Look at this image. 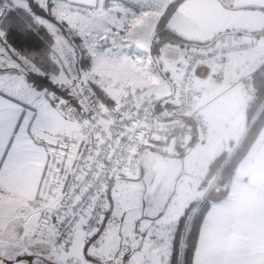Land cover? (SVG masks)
<instances>
[{"label": "rangeland", "instance_id": "374dc122", "mask_svg": "<svg viewBox=\"0 0 264 264\" xmlns=\"http://www.w3.org/2000/svg\"><path fill=\"white\" fill-rule=\"evenodd\" d=\"M113 1L121 10L117 13L120 19L112 21L102 33L103 36H107V39H104L102 35H90L82 22L78 23L73 19L75 32H66L67 40L63 37L59 38L53 45L55 54L49 50V46L52 45L50 39L46 41V48L40 52H23L26 56H34L49 75L56 77L54 81L47 77L43 78L42 80L48 81L47 85L40 84V79L36 78L37 87L48 91L45 110L34 120L32 129V135L44 143L50 155L44 183L46 185L51 183L52 189L42 205L48 204L49 200L51 201L61 192L66 172L78 144L79 129L75 122L79 114L78 107L68 91L63 88L64 83L70 78L74 79L83 88L88 89L93 100L103 103L97 98V94L103 93L101 88L114 86L116 89L118 87L122 89L125 83L130 81L128 69L111 70L98 65L103 59L113 58L115 53L137 54L142 58L145 53H150L149 63L143 62L144 64L140 66L129 67L130 71L135 70L140 74L146 73V70L148 72L154 70L158 75L157 62L160 63L162 70L164 65L176 66L178 69V65L186 64L184 61L186 47L171 42H158V35L156 37L154 35L156 23L158 24L161 17L167 13L173 0ZM125 11L127 15L124 18L121 13ZM134 19L140 20V23L133 25ZM37 29V26H33V30ZM74 36L81 38L74 39ZM257 52L258 48L255 49V53L245 56L252 54L253 57ZM92 53H96L97 56L92 58L90 56ZM155 55L156 63L153 58ZM214 76L220 79L215 68ZM178 79L179 75L176 81ZM138 81L139 79L134 82ZM149 82L153 84L152 81L140 78L138 83L148 84ZM167 84L159 86L157 93L160 94L159 90H165L169 94ZM196 84L198 88V83ZM245 90L246 92L243 93H246L247 98L244 101L236 100V106L230 111L226 110V115L219 118L214 125L206 119L208 121L207 136L196 139L194 142L197 143L191 145L188 153L187 150L174 149L169 142L146 143L140 148L137 157L139 175L123 176L111 182L104 219L96 233L98 238L96 234L90 239H83L81 235L77 237L75 248L70 250L73 264H86V262L87 264H159L160 242L162 239L166 242L171 241L175 225L182 217L186 218L181 241V245L184 244L191 221L201 204L204 201L210 203V200L222 191L221 189L216 191L214 188L221 169L209 181L204 178L208 165L222 154L227 162V158L234 155L240 141L255 120L248 124L245 111L252 95L248 87ZM105 97L108 98L106 95ZM112 99L109 101L113 105L121 99V96L118 99ZM175 101L173 95L165 98L159 108L165 104L172 105ZM200 104L201 101L199 106ZM222 104L226 106L230 104V101L226 99ZM201 112L204 115L202 107ZM20 208L32 213L33 209L40 207L22 203L0 192V215ZM93 240L95 243L87 249L86 245Z\"/></svg>", "mask_w": 264, "mask_h": 264}, {"label": "crops", "instance_id": "0c3cea01", "mask_svg": "<svg viewBox=\"0 0 264 264\" xmlns=\"http://www.w3.org/2000/svg\"><path fill=\"white\" fill-rule=\"evenodd\" d=\"M94 3H97V0H80V12L74 15L73 19L78 23L82 22L90 35L100 36L112 21L106 22L102 17L90 15ZM99 3L103 4L104 0H99ZM116 5L115 1H111L107 9ZM99 11L97 7L96 12ZM121 16L125 18V15ZM102 20L104 22H101ZM166 29L191 43H207L219 36L215 42L204 47L208 51L215 45H237L244 40L253 42L258 48L253 57L255 51L249 56L231 57L227 63L226 75L220 79L213 77L212 62L198 67L196 77L198 88L202 91L203 114L209 123L214 125L224 116L226 110L230 111L236 106V100L244 101L247 98L246 93H243L246 92L245 88L248 87L251 94V74L264 63V0H182L168 16ZM94 54L96 57L97 54ZM141 58L137 54L120 52L115 53L111 59H103L98 65L111 70L128 69L130 81L125 83L126 85H152L150 82L138 83L140 78L152 81L153 84L163 82L160 86L168 83L169 92L174 90L173 98L176 100V79L181 65H178V69L176 66L164 65L165 70H162L155 55L153 58L155 63L157 62L158 75L147 70L144 74L130 71L129 67L132 65L149 63L150 53H145L142 58L144 61ZM161 78L163 80H160ZM138 79V82H134ZM101 89L110 99L120 98L123 90L114 86H104ZM0 91L16 97L17 100L29 102L25 96L17 95L10 80L0 79ZM159 93L167 94L165 90H159ZM226 99L230 104L225 106L222 103ZM20 113L21 104L0 95V127L4 129V135L0 137V158L4 160H7L5 145H8L9 138L13 137ZM34 120L29 112L19 130L15 132L12 148L23 147L24 151L19 164L11 172L0 166V171L6 173L0 182V192L22 203L41 208L52 189L51 183H44L50 155L44 143L32 135ZM194 141L192 145L197 143ZM58 196L59 194L47 201L48 204L54 206ZM17 227L20 225L17 224ZM198 237L201 264H209L212 260L228 261L230 264H264V128L237 166L226 196L218 199L216 195L210 200L200 223L197 240Z\"/></svg>", "mask_w": 264, "mask_h": 264}, {"label": "built area", "instance_id": "2783aa9c", "mask_svg": "<svg viewBox=\"0 0 264 264\" xmlns=\"http://www.w3.org/2000/svg\"><path fill=\"white\" fill-rule=\"evenodd\" d=\"M255 49L247 40L237 45H215L209 51L186 47V64L176 81V101L162 105L158 112L157 89L163 82L125 85L121 99L111 106L93 100L88 89L72 78L64 83L63 88L78 107L75 122L79 141L54 206L83 210L87 222L80 229L81 238L90 239L99 230L111 182L117 177L139 175L137 157L144 144L169 142L176 150H186L195 139L207 136L208 121L201 112L203 105L199 106L202 92L196 84L198 67L212 62L217 75L224 77L231 57L245 56ZM90 56L95 58L94 53Z\"/></svg>", "mask_w": 264, "mask_h": 264}, {"label": "snow or ice", "instance_id": "6c2138e0", "mask_svg": "<svg viewBox=\"0 0 264 264\" xmlns=\"http://www.w3.org/2000/svg\"><path fill=\"white\" fill-rule=\"evenodd\" d=\"M80 0H0V79L10 80L17 95H23L29 102L17 100L14 96L0 91L6 99L21 104L20 117L13 137L5 145L7 160L0 158V166L11 172L20 162L23 147L12 148L15 132L28 113L36 119L45 110L48 91L33 83V78L47 77L54 81L55 75H49L34 56H26L10 42L13 34L21 40L39 46L40 36L33 31L37 26L39 31L47 34L52 41L49 50L55 54L53 45L59 38L67 40L66 32H75L73 16L79 14ZM99 7L100 11L96 12ZM90 15L102 17L106 22L120 19L119 8L106 9L102 3H94ZM121 15H127L126 11ZM133 25L140 23L134 19ZM74 36V39H80ZM71 43V41H69ZM27 110V111H25ZM31 127V120L28 121ZM4 129L0 127V137ZM6 173L0 171V182ZM38 213V214H37ZM83 210L77 212L67 206H50L45 204L39 209L28 213L25 209L10 210L0 215V264H73L70 248L74 249L80 229L86 224ZM17 224L20 227H17ZM180 222L177 231L172 234L171 241L163 239L160 242L159 264H201L199 259V237L197 246L190 250L187 243L181 245L183 252L177 245L180 238ZM191 231L189 230V238ZM98 238V234H96ZM92 243L86 245L87 249ZM87 264V262H86ZM209 264H230L228 261L212 260Z\"/></svg>", "mask_w": 264, "mask_h": 264}, {"label": "trees", "instance_id": "16d2710c", "mask_svg": "<svg viewBox=\"0 0 264 264\" xmlns=\"http://www.w3.org/2000/svg\"><path fill=\"white\" fill-rule=\"evenodd\" d=\"M110 1L112 0H104L103 5L105 8L108 7V4L110 3ZM181 1L182 0H176L174 3H171L167 13H165L163 17H161L162 19L159 20L156 26V34H155V37L158 35L157 36L158 42L160 41L171 42L181 47H188V46H194V45L198 47H205L215 42L217 38H219V36L215 37L212 41H209L207 43H201V44L191 43V42L181 39L180 37H178L177 35H175L174 33L166 29L165 25H166L168 16L171 14L174 8L177 7V5ZM33 31L37 32L40 36L39 46H34L31 43L28 44L26 41L21 40L15 34L12 35L10 42L13 44L14 47L18 48L21 52H28V53L29 52H40L46 48V41H49V37L43 31H39V29H37L36 31L35 30ZM158 65L160 67V63H158ZM40 81H41L40 84H46V85L48 84L47 80L40 79ZM249 81H250L252 98L245 111L246 112L245 115L249 121L248 124L251 123L253 119L255 120L252 126L247 130L244 138L240 141L234 155H231L230 157H228L227 162H225L226 157H224L223 154L216 157L208 165V170L204 177L207 181H209L210 179L214 178L213 176H215L218 173V171L221 169L218 173V177L216 178V185L214 187L216 191H218L219 189L222 190L221 194H218V199H222L223 197L226 196L228 192L229 183L231 182V179L235 173L237 166L239 165L243 157L246 155L248 149L251 147L252 143L255 141L261 129L264 127V63L260 65L255 71H253ZM33 83L36 86L38 85V81L36 80V78H33ZM50 88H52L51 84H50ZM97 96H98L97 98L103 103H105L106 105L108 106L112 105V102L109 101L110 99L108 100V98L105 97L104 93L97 94ZM161 102L162 101L156 103L155 105L156 111L161 110V108H159V106L161 105L160 104ZM257 114L258 116L256 117ZM209 205H210L209 202L204 201L201 204L199 210L196 212L193 220L191 221V224L186 233L185 242H184V243H187L190 250H194L195 248L200 223ZM178 222H180L179 234H180L181 239L177 241V245L178 247H180V251H181V241H182V237H183V233H184V229L186 225V218L182 217L181 220ZM178 222L175 225L174 232L177 231ZM189 230L191 231L190 238H189ZM180 264H183L182 258H181Z\"/></svg>", "mask_w": 264, "mask_h": 264}, {"label": "water", "instance_id": "95a60500", "mask_svg": "<svg viewBox=\"0 0 264 264\" xmlns=\"http://www.w3.org/2000/svg\"><path fill=\"white\" fill-rule=\"evenodd\" d=\"M173 92H174V90L172 89V91L169 93V94H166V95H160L159 97H157V99H156V103H158V102H160V101H162V100H164L165 98H168V97H170V96H172L173 95ZM187 151V153L189 152V149H186ZM120 177H117V178H115V180H117V179H119Z\"/></svg>", "mask_w": 264, "mask_h": 264}, {"label": "bare ground", "instance_id": "6f19581e", "mask_svg": "<svg viewBox=\"0 0 264 264\" xmlns=\"http://www.w3.org/2000/svg\"><path fill=\"white\" fill-rule=\"evenodd\" d=\"M104 37V39H107V36H103Z\"/></svg>", "mask_w": 264, "mask_h": 264}]
</instances>
